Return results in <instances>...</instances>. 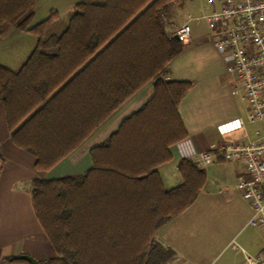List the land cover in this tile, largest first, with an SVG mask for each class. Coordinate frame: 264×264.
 <instances>
[{
	"label": "trees",
	"instance_id": "16d2710c",
	"mask_svg": "<svg viewBox=\"0 0 264 264\" xmlns=\"http://www.w3.org/2000/svg\"><path fill=\"white\" fill-rule=\"evenodd\" d=\"M185 1L81 0L64 31L43 39L47 20L29 27L36 0H0V38L8 25L38 36L18 70L0 64L11 141L34 155L37 170L51 169L126 99L153 86L152 97L91 148L84 174L32 181L36 216L56 251L38 264H167L175 257L155 232L192 205L206 179L191 159L178 162L175 187L165 188L158 171L172 158L170 146L187 136L178 107L192 83L169 77L185 46L174 38Z\"/></svg>",
	"mask_w": 264,
	"mask_h": 264
},
{
	"label": "crops",
	"instance_id": "0c3cea01",
	"mask_svg": "<svg viewBox=\"0 0 264 264\" xmlns=\"http://www.w3.org/2000/svg\"><path fill=\"white\" fill-rule=\"evenodd\" d=\"M208 38L210 37L202 35L198 39L199 42L191 49L198 50L203 45H208L211 42ZM211 38L213 40V34ZM190 42H192L191 36ZM189 49L183 50L169 64L171 79L189 81L192 86L185 93L178 107L187 136L170 146L171 160L158 167L163 186L167 189L181 183V175L177 170L180 160L195 161L200 152L215 150L226 142L245 144L244 142L251 137L247 104L233 91L239 83L226 72L228 54L220 52L223 55L225 69L220 73L211 72L202 76L200 72L206 73L209 68L211 71V67L205 65L200 71L191 57L187 56L183 59L186 55L184 53H188ZM0 64L8 67L3 63ZM21 65L17 68H8L18 70ZM152 95V83H147L126 99L73 152L48 170H37L34 155L13 144L4 105L0 101V264H31L23 260L12 261L16 260V256L23 254L34 258L37 264L56 256L55 248L44 236L33 207L32 181L84 174L92 166L91 148L102 143L118 128L123 119L138 110ZM203 168L206 171V179L195 201L155 232V239L171 248L175 252V258L208 255L210 243L208 240L205 243L200 241L202 243L195 245L198 237L195 235L197 225L195 216L199 215V209L194 208L207 183L213 180L214 186L217 187L232 184L240 192L237 183L244 171L242 162L225 161L219 154H214L212 162ZM247 208L248 222L252 213L249 203ZM160 231L162 234L159 238ZM242 242L247 251L242 249L246 253L234 256L232 264H244L246 255L254 259L262 258L264 241L247 235ZM174 259L168 264L175 261Z\"/></svg>",
	"mask_w": 264,
	"mask_h": 264
},
{
	"label": "rangeland",
	"instance_id": "374dc122",
	"mask_svg": "<svg viewBox=\"0 0 264 264\" xmlns=\"http://www.w3.org/2000/svg\"><path fill=\"white\" fill-rule=\"evenodd\" d=\"M79 1L81 0H36L34 17L29 27L47 20L40 30V36L44 39L50 35L60 34L67 27L73 7ZM220 1L214 0V3L218 5ZM211 10L212 5L207 0H186L176 9V21L179 26L185 22H189L191 26L192 42L185 43L183 49L190 48V51L184 53L186 55L183 59L187 56L191 57L197 63L200 71L205 68V65L211 67V71L209 68L206 73L200 72L202 76L211 72L220 73L225 69L223 55L213 45L212 33L205 21L197 23L193 20L194 17ZM202 35L210 37L208 39L211 42L198 50L191 49L199 42L198 39ZM37 40L38 36L29 31H17L13 26H6L5 33L0 38V63L11 68L19 67L36 46ZM248 127L251 137L244 143L259 141L264 137V124L249 123ZM256 131H260V136L255 134ZM212 181L207 183L194 205V208L199 209V215L195 216L197 219L195 235L198 236L195 245L200 241L205 243L208 240L210 242L208 255L206 257L196 255V258L188 256L185 259L174 257V263L170 264H232L234 256L246 253L242 249L247 251L242 242L245 236H254L256 239L264 241V233L255 227L246 225L248 202L243 195L232 184L217 187ZM161 234L160 231L159 238ZM261 257L264 259V254Z\"/></svg>",
	"mask_w": 264,
	"mask_h": 264
},
{
	"label": "built area",
	"instance_id": "2783aa9c",
	"mask_svg": "<svg viewBox=\"0 0 264 264\" xmlns=\"http://www.w3.org/2000/svg\"><path fill=\"white\" fill-rule=\"evenodd\" d=\"M207 1L212 10L193 20H204L213 34V45L228 54L226 72L239 83L233 91L247 104L248 122L264 124V0H221L218 5ZM175 34L189 43V22L180 25ZM255 134L260 136V131ZM214 154L225 161L242 162L244 171L237 187L252 210L246 225L264 233V137L245 144L223 143L215 150L200 152L195 161L205 167ZM244 264H264V259L246 255Z\"/></svg>",
	"mask_w": 264,
	"mask_h": 264
},
{
	"label": "water",
	"instance_id": "95a60500",
	"mask_svg": "<svg viewBox=\"0 0 264 264\" xmlns=\"http://www.w3.org/2000/svg\"><path fill=\"white\" fill-rule=\"evenodd\" d=\"M174 38L179 40V37L176 34L174 35ZM15 259L16 260L27 261V262H29L31 264H37V261L34 258H32L31 256H29V255H24V254L23 255H19V256H16Z\"/></svg>",
	"mask_w": 264,
	"mask_h": 264
}]
</instances>
